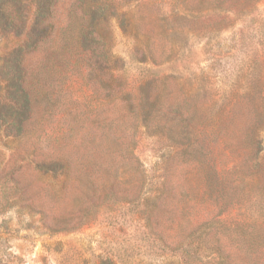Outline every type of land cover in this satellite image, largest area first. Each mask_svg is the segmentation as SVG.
<instances>
[{
  "label": "rangeland",
  "instance_id": "rangeland-1",
  "mask_svg": "<svg viewBox=\"0 0 264 264\" xmlns=\"http://www.w3.org/2000/svg\"><path fill=\"white\" fill-rule=\"evenodd\" d=\"M114 13L115 81L51 65L20 133L0 29V264H264V0Z\"/></svg>",
  "mask_w": 264,
  "mask_h": 264
},
{
  "label": "trees",
  "instance_id": "trees-1",
  "mask_svg": "<svg viewBox=\"0 0 264 264\" xmlns=\"http://www.w3.org/2000/svg\"><path fill=\"white\" fill-rule=\"evenodd\" d=\"M120 1L72 0L65 20L58 17L59 0H0V29H13L12 55L16 72L9 80L16 87L17 100L14 92L7 112L14 111L18 133L22 130V120L27 116L30 103L25 88H29L30 97L31 93L34 97L35 93L39 96L43 81L41 72H49L51 65L60 66L56 71L66 68L67 73L68 68L73 72L77 62H80L88 76L94 72V86L103 83V75L106 74H109L107 81H115L113 73L117 70L119 59L112 53L111 23L117 19L114 8ZM119 26L123 27L120 17ZM29 55L35 61L26 67L25 57ZM30 68L36 69V72H32L28 85L25 74ZM49 163L60 165V168L66 165L61 160H41L40 165L50 166Z\"/></svg>",
  "mask_w": 264,
  "mask_h": 264
}]
</instances>
